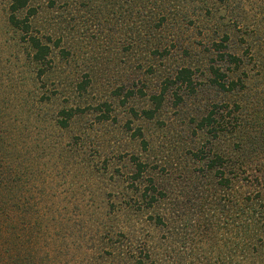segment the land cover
<instances>
[{
    "label": "rangeland",
    "instance_id": "rangeland-1",
    "mask_svg": "<svg viewBox=\"0 0 264 264\" xmlns=\"http://www.w3.org/2000/svg\"><path fill=\"white\" fill-rule=\"evenodd\" d=\"M113 1L32 0L33 34L53 33L52 63L37 77L32 50L8 23L10 0H0V147L10 163L8 223L22 239V263L264 264L260 247L232 251L226 215L213 210L227 191L196 157L206 138L193 133L190 118L212 102L213 89L186 95L169 84L158 113H144L174 66H191L202 82L208 44L229 35L232 48L259 17L236 11L232 0H163L180 20L145 38L138 21L120 20ZM261 2L252 0L256 9ZM154 37L169 54L145 55ZM150 182L161 194L153 207ZM9 254L10 263L19 255Z\"/></svg>",
    "mask_w": 264,
    "mask_h": 264
},
{
    "label": "trees",
    "instance_id": "trees-1",
    "mask_svg": "<svg viewBox=\"0 0 264 264\" xmlns=\"http://www.w3.org/2000/svg\"><path fill=\"white\" fill-rule=\"evenodd\" d=\"M106 1L109 2V0ZM220 1L227 4V0ZM244 1H246V5H244ZM260 1L263 3L261 2L262 5L258 6L257 9L253 6L252 0H232L229 5L232 4L236 11L250 12L253 18L258 16L260 21L264 19V0H258V2ZM160 2L157 4L156 0H115L113 6L116 5L120 20L130 21L126 18L129 17L138 21V25H134L138 37L145 35L147 38L151 36L150 31L152 33L153 31L155 33L164 32L169 21L180 20L178 15H173L170 18L171 14L165 3L163 0ZM49 4L50 7L53 5V3ZM123 5H128L130 9L124 11L119 8ZM22 11H27V13L24 16H19ZM35 14L37 12L32 6V0H10L8 23L22 34V38L32 50V60L40 66L37 77H41L48 71L46 70L47 66L52 63L53 46L51 47L49 43L53 33L43 34V36L37 33L33 34L31 30L33 20L30 17ZM259 21L254 19L251 26L247 27V34H242L239 42H236L232 48L225 44L230 40L229 35L224 36L221 41L208 44L204 53L209 56V59L205 65V79L202 82H198L191 66H174L171 69L172 72L166 77L165 87L161 90L159 88L156 92H150L149 100L154 108L150 111H144V113L146 119H152L153 115L158 113L166 101L169 84L174 83L186 91V95L203 92L205 86L213 89L216 96L212 102L197 107L198 110L190 118L193 122V133L203 134L206 138V143H203L201 149L197 150L198 156L196 157H198V161L203 163L207 172L213 173L217 187L227 191L225 196H220L215 202L217 205L214 204L213 210L217 211V215L224 213V216L227 217L223 221L227 222L225 229L231 231L234 236L232 240L229 239V242L232 241V251L244 253L255 249L257 253L256 248L260 247L259 254L263 255L264 23L261 21L258 24ZM154 40L156 44L151 47L150 43ZM163 43L161 40L158 41L156 37L152 38L150 42L147 41V46L151 50L145 55L149 56L151 53L156 55L161 52L169 54V49H166L167 46H164ZM57 45L58 40H56L55 46ZM253 72L255 76H252ZM257 77L261 81V86L255 84ZM253 83L254 88L251 87ZM197 86L199 87L198 90ZM170 95L174 100V105H178L180 101L178 94L170 92ZM63 114L66 115V112L63 111ZM65 126L66 123H62V127ZM2 144H5L4 139H0V145ZM207 144H210V147ZM3 150V148L0 149V264H24L26 260L20 255L21 251L24 252L20 243L22 239L11 232L8 223L9 206L7 208V205L11 202L8 199L11 181L9 176L10 163L5 155H2ZM138 169H141V165ZM150 184L153 192H150L149 207H153L161 194L155 190L154 182H150ZM15 199L18 203L17 196ZM227 204L234 205V207H232V212L227 208L228 214H225V205ZM218 219L221 220L222 218L218 217ZM11 238H13V243ZM10 251L19 254L18 258L12 260V263H10L11 257H8ZM230 254L231 250L228 255ZM229 258L230 256L227 257V260ZM215 262H217L216 264L226 263L225 260L222 261V258ZM233 264L239 263L233 261Z\"/></svg>",
    "mask_w": 264,
    "mask_h": 264
}]
</instances>
